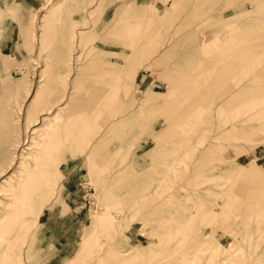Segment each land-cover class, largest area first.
<instances>
[{
  "label": "rangeland",
  "instance_id": "374dc122",
  "mask_svg": "<svg viewBox=\"0 0 264 264\" xmlns=\"http://www.w3.org/2000/svg\"><path fill=\"white\" fill-rule=\"evenodd\" d=\"M71 1L0 0V125L43 188L0 264H264V0Z\"/></svg>",
  "mask_w": 264,
  "mask_h": 264
},
{
  "label": "bare ground",
  "instance_id": "6f19581e",
  "mask_svg": "<svg viewBox=\"0 0 264 264\" xmlns=\"http://www.w3.org/2000/svg\"><path fill=\"white\" fill-rule=\"evenodd\" d=\"M37 36V35H36ZM36 38V37H35ZM264 44V43H263ZM262 44V45H263ZM228 88V87H227ZM229 91V90H228ZM262 91V90H260ZM66 103V102H65ZM60 105V104H59ZM17 106V105H15ZM64 106V105H62ZM220 106V105H219ZM19 108V107H18ZM10 110L9 112V115H5V120L3 122H1V127H3V129L0 130V145L1 143L3 142V146H1V148L3 147V152H2V155L0 156V212L4 213L3 216L4 217H9L7 218L6 221H8L7 223L5 222L4 220V224L1 225L0 224V241H1V237L4 238L3 236V233L5 232H8V230H12L14 227L16 228V225H22L25 227V234H26V240L29 241L28 244H29V248L32 247L33 243H32V230H33V224H34V219L36 217V215H39L41 214L38 210V203H39V194H38V191L41 190L40 192H42L43 188H41V186L39 185V183H36L37 179H39V176L38 175H34L31 174V172H33V170L30 172L28 171L27 169H25V165H27L25 160L26 158L28 157V154L26 151L29 150V147L31 145H29V142L33 141V138L32 137V140L30 139L31 137H29V135H26L23 137V139H21V141L17 142L15 141L16 138L14 136V133L12 134V132L14 131L13 129L15 128L16 130V123H14V117L12 115V112H13V107H9L8 108ZM21 107H20V111H21ZM61 109V108H60ZM57 110V109H56ZM63 110V109H61ZM60 110V111H61ZM258 110V109H257ZM259 111V110H258ZM263 111V110H262ZM45 112L43 117H41V120L42 121L43 119H46L49 117V115H51L53 112H54V107L53 106H50L48 108H45ZM239 113V112H238ZM252 113V112H251ZM56 114V113H55ZM256 114V113H255ZM54 115V113H53ZM253 115V114H252ZM258 115V114H257ZM261 115V114H260ZM42 116V115H41ZM231 117H228V119H231L230 121H234L233 122H230L229 125H232L234 126L235 128H237V124H235L237 121H238V115L237 113L235 114H231L230 115ZM263 116V115H262ZM248 117V116H247ZM19 118V117H18ZM52 118V117H51ZM253 118V117H252ZM6 119H9V120H6ZM50 119V118H49ZM262 119V118H261ZM264 119V117H263ZM247 120V119H246ZM48 121V120H47ZM251 122H253L251 120ZM232 123V124H231ZM48 125V124H47ZM259 125V124H258ZM264 125V124H263ZM45 127V126H44ZM43 128V127H42ZM41 128V129H42ZM262 128V127H260ZM40 128H38L37 126H35L34 128H32V135L35 134L37 135V133L40 131L39 130ZM259 130V129H258ZM248 132V131H247ZM23 133V132H22ZM250 133V132H249ZM13 135V138L11 137ZM22 135V134H21ZM222 134H218V136H221ZM220 139V138H219ZM16 143L17 146V150L18 148H20V150L18 151H14L12 149L13 147V143ZM22 143V144H21ZM52 147V146H51ZM48 148V147H47ZM210 148V147H209ZM31 154V152H29ZM28 159V158H27ZM213 161V160H212ZM39 166V165H38ZM31 167V166H30ZM37 167V166H36ZM31 170V168H30ZM50 173V172H48ZM48 174H40V179H41V183L42 184V187L45 186L47 180H48ZM36 179V180H35ZM193 183V182H192ZM37 210H38V213H37ZM203 210V209H202ZM119 212V211H117ZM116 212V213H117ZM228 210L226 208H220L219 207H216V206H211L210 208H207L206 210V214L208 215V217L211 218V221H217V220H220V218L223 217V215L225 213H227ZM0 213V214H1ZM120 213V212H119ZM204 214V212H203ZM2 215V214H1ZM1 215H0V219H1ZM115 215V214H114ZM119 215V214H117ZM138 215V214H137ZM226 216V215H225ZM3 217V218H4ZM113 217V216H111ZM9 219V220H8ZM115 219V218H114ZM2 221V220H1ZM31 221V222H30ZM114 221H117V220H114ZM110 222L111 225H114L113 223L115 222ZM118 222V221H117ZM1 223V222H0ZM3 223V222H2ZM212 225V224H211ZM20 226L18 227V231L20 229ZM114 227V226H113ZM227 223H226V226H222V229L223 230H226L227 229ZM1 229L3 230V232L1 231ZM24 230V229H23ZM23 232V231H22ZM22 232L19 236L22 235ZM32 233V234H31ZM195 233V232H194ZM230 233V232H229ZM18 234V232H17ZM152 235V234H151ZM7 236V234H6ZM9 236V235H8ZM13 236V235H11ZM16 235H14L15 237ZM153 236V235H152ZM194 236V235H193ZM113 237V236H112ZM156 237V236H155ZM205 237V236H204ZM114 238V237H113ZM206 238V237H205ZM12 239V238H11ZM11 239L9 240L7 238V242L8 244L10 243ZM4 240L6 241V239L4 238ZM15 240V239H13ZM12 240V242H13ZM19 242H20V239H18ZM17 240V241H18ZM7 243H6V246H7ZM27 243V242H26ZM25 243V245H26ZM137 243V242H136ZM11 244V243H10ZM9 244V245H10ZM16 244V242H15ZM28 244L26 246H28ZM4 246V247H6ZM11 246V245H10ZM10 246H7L8 248ZM19 246V245H18ZM12 248V246H11ZM15 248V246L13 247ZM28 248V247H27ZM4 249V253L6 252L5 251V248ZM7 249V248H6ZM21 249V248H20ZM218 249H220V246L218 247ZM217 249V250H218ZM9 250V249H8ZM11 250V249H10ZM9 250V252H10ZM14 250V252H13ZM12 250V257L14 258V256L17 258V259H20L22 255H24V253L22 252L23 250H16V249H13ZM128 251V250H127ZM212 251V250H210ZM210 251H208L210 253ZM8 252V253H9ZM114 252V251H112ZM130 252V251H129ZM213 252V251H212ZM211 252V254H212ZM215 252V251H214ZM136 253V252H135ZM218 253V252H216ZM215 253V254H216ZM113 254V253H112ZM140 254V253H139ZM200 254V252L198 253ZM205 254V253H204ZM7 254L5 253L3 256H6ZM80 256V253L78 252L75 256H74V259L73 260H67V259H64V260H58V261H55V264H80V261H78V256ZM126 256H128L127 254H125ZM195 255H197L195 253ZM213 255V254H212ZM217 255V254H216ZM259 255V254H258ZM257 255V256H258ZM262 255V254H261ZM2 256V255H1ZM2 256V258H3ZM47 256V255H46ZM193 257V255H191ZM260 256V255H259ZM98 257V256H97ZM195 257V256H194ZM193 257V258H194ZM200 257V256H199ZM212 257H215V256H212ZM93 259L90 261L89 264H98L99 261H101V258L102 256L96 258L95 256L92 257ZM131 260L130 261H135L137 259V255H134V254H130V257H129ZM217 258V257H216ZM8 259V258H7ZM106 259V258H105ZM122 259V258H120ZM119 259V261H120ZM195 259V258H194ZM200 260L202 258H199ZM198 259V261H199ZM213 260V259H212ZM0 261L2 262L1 258H0ZM12 261V260H11ZM18 261V260H17ZM15 261V262H17ZM22 261V260H21ZM108 261V260H107ZM125 261V260H124ZM152 261V260H151ZM167 261V260H166ZM195 261V260H194ZM203 261V260H202ZM201 261V262H202ZM200 262V261H199ZM207 260H205V264H206ZM213 263V261H211ZM210 262V264H211ZM151 263V262H150ZM162 263V262H161ZM166 263V262H164ZM196 262H193V260H191L189 263L187 264H194ZM203 263V262H202ZM208 263V262H207ZM11 264V263H10ZM17 264V263H16ZM20 264V263H18ZM21 264H23V262H21ZM107 264H116L114 262H107ZM197 264V263H196ZM223 264V263H222ZM258 264V263H256Z\"/></svg>",
  "mask_w": 264,
  "mask_h": 264
},
{
  "label": "crops",
  "instance_id": "0c3cea01",
  "mask_svg": "<svg viewBox=\"0 0 264 264\" xmlns=\"http://www.w3.org/2000/svg\"><path fill=\"white\" fill-rule=\"evenodd\" d=\"M72 1L70 2V5L71 4H74V5H82L81 4L82 3L81 0H72ZM43 4H44V0H29V6L32 7L31 10H34V9H36V7H40ZM81 20H82L81 18H77V17L71 18V21H75V22H82ZM5 35H6V37H13V36H15L14 33L13 34L12 33L10 34V32H7ZM18 45H19V42L18 43H15L11 39L6 38L1 43V52L3 54H5V55H8V56H15ZM10 49H11V51H9Z\"/></svg>",
  "mask_w": 264,
  "mask_h": 264
}]
</instances>
